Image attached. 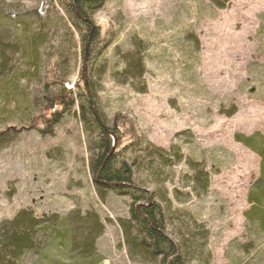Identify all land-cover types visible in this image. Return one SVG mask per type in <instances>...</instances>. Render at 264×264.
Segmentation results:
<instances>
[{
    "label": "rangeland",
    "instance_id": "1",
    "mask_svg": "<svg viewBox=\"0 0 264 264\" xmlns=\"http://www.w3.org/2000/svg\"><path fill=\"white\" fill-rule=\"evenodd\" d=\"M36 4L0 0L7 13L0 15V38L13 51L9 76L0 73V134L6 130L7 138L0 139V222L25 207L36 215L93 210L104 225L96 240L101 264H132L117 222L127 217L130 199L99 191L88 168L92 136L79 114L86 74L95 107L106 127H115L114 151L131 156L123 149L137 139L140 146L179 147L184 160L207 171L209 186L199 196L185 194L194 171L184 163L169 189L178 191L175 206L205 225L209 263L264 264V213L249 201L262 159L237 140L264 136V0H230L224 8L210 0H106L92 18L103 47L84 73L75 34L61 50L52 48L55 30L46 38L44 30L37 54L25 56L21 45L34 23L9 15ZM138 40L144 90L119 72ZM68 86L72 104L44 109Z\"/></svg>",
    "mask_w": 264,
    "mask_h": 264
},
{
    "label": "trees",
    "instance_id": "2",
    "mask_svg": "<svg viewBox=\"0 0 264 264\" xmlns=\"http://www.w3.org/2000/svg\"><path fill=\"white\" fill-rule=\"evenodd\" d=\"M105 1L36 0L35 7L12 12L9 16L15 21L28 17L34 23L31 35L34 39L28 37L21 45L25 56L28 52L29 56L31 53L36 55L38 42L44 41V36L40 38L41 33L45 30L46 38V30L54 29L53 42L58 46L52 44V48L63 50L75 34L82 46L83 63L87 48L86 65L91 67L103 47L99 45V30L92 18ZM210 2L217 8H224L230 0ZM1 14L7 13L0 10ZM142 44L138 40L133 51L123 54L119 72L122 76L128 75L126 83L130 85L133 84L132 77L144 84V61L138 51ZM8 46L0 38L1 76L10 74L6 64L10 57L8 53L13 51ZM84 78L83 95L79 92V114L85 132L92 136L87 144L88 168L99 191L108 188L130 199L127 217L117 219L129 260L132 264H189L192 261L210 264L211 251L207 246L205 225L175 206L173 198L178 191L175 187L169 189L175 181L174 168L184 163L194 171L186 178L187 182L190 180L185 186L188 188L185 194L201 195L209 186L205 168L199 163L184 160L179 147L172 146L166 150L149 143L140 146L136 142L138 139L131 143L133 148L126 146L123 149L126 152L129 150L131 156L114 151L110 132L115 133V127L111 126V130L106 127L89 92L92 82L87 85ZM144 88L143 85L142 90ZM85 91L87 95H84ZM71 93L69 86L63 87L60 92L48 97L44 109L53 111L58 105L65 109L66 105L74 102ZM5 132L3 129L1 140L7 139L4 138ZM237 140L259 153L262 159L260 177L253 186L249 201L264 213V136L254 135ZM103 229V223L93 210L82 212L73 207L65 214L36 215L31 207L22 208L11 219L0 222V264H23L26 258H32L34 264H101L96 240Z\"/></svg>",
    "mask_w": 264,
    "mask_h": 264
},
{
    "label": "water",
    "instance_id": "3",
    "mask_svg": "<svg viewBox=\"0 0 264 264\" xmlns=\"http://www.w3.org/2000/svg\"><path fill=\"white\" fill-rule=\"evenodd\" d=\"M87 45H88V43H87ZM86 55H87V48H86V50H85V56H84V63H83V70L85 71V69H86ZM85 75V78H84V80H85V83H86V74H84ZM111 133V132H110ZM114 145H112V147H113ZM95 180L97 181V179L95 178ZM108 185H116V183H107Z\"/></svg>",
    "mask_w": 264,
    "mask_h": 264
},
{
    "label": "bare ground",
    "instance_id": "4",
    "mask_svg": "<svg viewBox=\"0 0 264 264\" xmlns=\"http://www.w3.org/2000/svg\"><path fill=\"white\" fill-rule=\"evenodd\" d=\"M97 178V177H96Z\"/></svg>",
    "mask_w": 264,
    "mask_h": 264
}]
</instances>
